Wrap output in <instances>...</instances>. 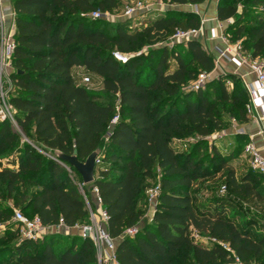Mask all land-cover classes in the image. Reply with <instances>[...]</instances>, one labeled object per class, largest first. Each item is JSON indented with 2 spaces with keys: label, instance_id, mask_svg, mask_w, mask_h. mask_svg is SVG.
<instances>
[{
  "label": "trees",
  "instance_id": "obj_1",
  "mask_svg": "<svg viewBox=\"0 0 264 264\" xmlns=\"http://www.w3.org/2000/svg\"><path fill=\"white\" fill-rule=\"evenodd\" d=\"M11 2L16 31L8 101L27 138L50 156L32 143L21 145L10 120L0 122V264H99L90 238L76 234L64 248L61 234L22 239L13 220L18 209L47 225L88 223L90 212L75 177L91 205L92 184H83L56 153L85 161L96 150L102 163L93 184L117 240L119 264H236L237 259L264 264L263 175L252 170L238 178L216 150L211 158L202 155L205 137L229 126L227 114L239 123L249 121L243 80L235 74L214 77L206 84L219 91L214 98L203 88L184 92L201 72L215 69L213 54L198 39L154 47L178 28L199 27V15L168 10L139 27L126 18L110 33L100 28L102 18L90 15L114 11L122 0ZM240 3L241 10L233 0H219L217 17L231 21L226 34L232 42L240 41L252 59L264 58V0ZM115 52L127 61L117 60ZM76 66L100 77L103 88L78 85ZM191 136L198 141L181 153L178 141ZM3 153H12L13 160H3ZM157 182L161 192L149 221L146 192ZM137 225L136 235L124 233Z\"/></svg>",
  "mask_w": 264,
  "mask_h": 264
},
{
  "label": "built area",
  "instance_id": "obj_2",
  "mask_svg": "<svg viewBox=\"0 0 264 264\" xmlns=\"http://www.w3.org/2000/svg\"><path fill=\"white\" fill-rule=\"evenodd\" d=\"M144 10H146V6L142 2H138L133 6H127L124 10L125 18H135L137 15H140ZM3 9L0 7V28L4 26V16ZM110 12L102 13L101 11H94L91 13V17L94 19L106 18L109 16ZM204 22L201 21V25L199 27H193L188 29L178 28L173 36L170 37L174 43L180 42H188L189 40L198 38L204 29ZM143 23L138 22L136 26L139 27ZM223 38H229V36L225 33L221 34ZM15 49V41L14 39L10 40V36L6 39H1L0 41V74L5 75L6 68L12 64V56ZM114 57L121 61L126 62L128 56L120 54L118 52L114 53ZM220 58H227L236 62L239 65L246 63L247 57L244 54V49L240 41L235 42L233 50L229 52V50H223L220 53ZM252 71L255 75V80L250 82L247 85V90L249 93V102L247 104V113L248 115L255 117V110L259 109L262 111L261 116L255 117L261 127L260 133L264 135V62H260L255 60L251 64ZM214 78L212 72H201L196 81H194L191 85L194 90H200L206 86V84ZM83 83L92 82L91 76H84L82 78ZM1 83V79H0ZM229 84H232L229 82ZM10 120L13 124L16 123L14 117V109L10 105L8 101V95L4 91H0V122ZM119 120V115H116L112 124L115 125ZM245 153L247 154L251 166L254 170L259 172L264 176V154L259 150V148L254 143L253 139L246 143L244 148ZM102 157L99 156L96 161V166L101 165ZM96 195L97 202L102 206L101 197L99 196L98 187L95 184H92L91 188ZM83 190V189H82ZM226 191V185H222L220 188V192L224 193ZM161 192L160 183L157 182L155 185L151 186L147 190V203L148 210L153 213L156 211V207L158 204V199ZM88 208L90 209V221L88 223L76 225L72 228L79 230V234H81L85 238H90L95 246L99 264H119L117 258V240L113 238L108 231V213L103 208V206L99 209L98 212H95L90 204L89 199L87 198L84 190L82 191ZM14 222L16 223V228L19 231V234L22 239L34 240L37 241L42 239L45 235L53 232L58 229L60 226H64L66 229H70L71 227L66 226L62 221L58 225H47L44 224L41 218L36 215L33 217H29L25 215L21 210H15V214L13 217ZM3 226V225H2ZM4 227V226H3ZM140 230V226H134L127 228L125 230V234L128 236H134ZM236 264H256V263H244L237 259Z\"/></svg>",
  "mask_w": 264,
  "mask_h": 264
},
{
  "label": "crops",
  "instance_id": "obj_3",
  "mask_svg": "<svg viewBox=\"0 0 264 264\" xmlns=\"http://www.w3.org/2000/svg\"><path fill=\"white\" fill-rule=\"evenodd\" d=\"M218 3L219 0H205L203 3L200 4H169L161 2L160 0L155 3V6L153 8H150L149 10H144L140 15H137L135 20H132V22H142L145 23L146 20H154L157 17L163 15L168 10H178L183 12H194L199 15L201 18V21L204 22V29L202 34L196 38L198 39L204 48L211 52L215 59V69L212 71V74L214 77L219 76L221 74H235L238 77H240L244 85L247 88V85L250 82H253L255 80V75L252 71L251 64L253 61L258 60L260 62L261 58L252 59L251 56L248 54V52L244 51V54L247 57V62L239 65L236 62L229 60L227 58H220V53L223 50H229L231 52L233 50L235 42H232L230 37L229 38H223L222 33L226 34V28L231 21H220L217 17L218 15ZM0 7L3 9V16H4V26L0 28V41L1 39H6L8 36H10V40L14 39V34L16 31V25H15V13L13 11L12 2L11 0H0ZM156 11L151 15V11ZM125 18V17H124ZM126 19V18H125ZM166 46V45H165ZM168 46V45H167ZM170 47V46H169ZM175 68V65H173L172 69ZM14 68L12 64L6 68V77L8 79V82L10 85H13V82L10 78L11 73L13 72ZM73 75L77 81L78 85H84L82 84V78L84 76L89 75L87 73V69L83 66H76L73 69ZM92 80H95L93 77H91ZM97 81L99 82L100 86L97 89L103 88V81L100 77H96ZM232 86V84H229ZM262 111L257 109L255 110V117L261 116ZM254 116L249 115V121L245 123H239L237 122L235 124L236 132L232 135H236L235 137H231V141L228 143V146H231L232 149H237L239 143L241 140L245 141V143L249 142L251 138L253 139L256 146L259 148V150L264 154V135L260 133L261 127L258 122V120ZM233 138V139H232ZM238 138V139H237ZM225 139H220L216 142L218 146H222L226 142ZM245 153V151H244ZM247 156V154L245 153ZM248 157V156H247ZM234 161L237 163L241 161V159L235 158ZM250 161V160H249ZM246 172H243L241 174L238 173L236 170V174L238 178H241L245 175ZM92 188V185L90 186V189ZM91 201H92V208L95 212H98L99 209L102 207L96 200V195L94 194L93 190L91 189ZM147 193V192H146ZM153 212L148 210L146 211L145 218L149 221H152ZM143 223L140 224V226ZM60 231H75L77 234H79V230L75 228L66 229L64 226L58 227Z\"/></svg>",
  "mask_w": 264,
  "mask_h": 264
},
{
  "label": "rangeland",
  "instance_id": "obj_4",
  "mask_svg": "<svg viewBox=\"0 0 264 264\" xmlns=\"http://www.w3.org/2000/svg\"><path fill=\"white\" fill-rule=\"evenodd\" d=\"M159 0H122V4L121 7L111 11L109 16H107L106 18H102L101 22L99 23L100 28L102 29H106L108 32L110 33H114L113 28L121 21L125 20L124 18V10L127 6H133L135 4H137L138 2H142L145 6H146V10H149L150 8H153V6H155V3H157ZM161 2H164L162 0H160ZM234 3H236L239 7V9H242V4L240 3V0H233ZM167 3V2H164ZM156 11H151V15L153 13H155ZM137 17L132 18V20H135ZM93 20V18H91ZM134 27L136 26V22L132 23ZM175 44V43H174ZM173 42L171 40H169L168 42L165 43H160L158 45H155L154 47L157 46H173L174 45ZM148 48H146L145 50L147 51ZM261 61H264V58H261ZM149 62L148 59H146L144 61V64H147ZM148 65H150V63H148ZM95 80H92V82L90 83H82L87 87H91V88H95L97 89L100 84L97 81L96 77H93ZM0 79H1V83H0V91H4L6 93H8V91L10 90L11 86L10 83L8 82V79L6 77V75H1L0 74ZM228 87L231 89V86L228 84ZM204 91H206V93L210 96V98H214V96L219 94V91H213V89L206 85L205 88H203ZM184 92H192V91H196L192 88V85L189 84L187 86H185L183 88ZM112 99L110 98H103V102H108L111 101ZM115 102H117L116 100H114ZM231 109V106H227V110L229 111ZM229 113V112H227ZM226 118L229 120V126L226 129H223L221 131H216L214 133H212L211 135L205 137V141H206V146L204 148V151L202 153V155H204V158H211L214 155L215 150L217 152H219L221 155L225 156L226 158L229 159V165L232 166L233 168H235L239 174L243 173V172H247V171H256L253 169V167L251 166V163L249 161V158L245 155L244 153V147H245V141L241 140L237 149H232L231 146H228V143L231 141V137H235L234 135H232V133L234 134L236 132V128L234 127L235 124L238 122L235 118L229 116V114H227ZM17 131L20 133V135L22 136V140H21V145H23L24 142H29L32 143V141H30L27 136L25 135V133L23 132V130L21 129V127L17 124L14 123ZM105 138H108V134H106ZM225 139L224 140L226 143L223 144L222 146H218L216 144L217 141H219L220 139ZM199 137L197 136H191L185 139H181L180 141H178V147H179V151L181 153H186L188 151H190L193 147V145L198 141ZM233 139V138H232ZM238 139V138H237ZM35 146V148L47 155L50 156V152L46 151L44 148H42L41 146L37 145V144H33ZM240 158L241 161H239L238 163L236 161H234L235 158ZM1 158L5 161H9V160H13V155L11 154H1ZM257 172V171H256ZM75 177V176H74ZM76 182H78L80 185V191L82 192L83 190V186L81 185V183L79 182V179L77 177H75ZM262 180L264 181V176L262 178ZM32 187L37 188L35 186L32 185ZM216 187H218L216 185ZM219 188V187H218ZM87 190H89L90 195H91V189L90 186L87 188ZM198 192H201L200 190H198ZM220 192V189H219ZM88 207V206H87ZM88 210H90L88 208ZM4 232V228L2 225H0V234H3ZM54 234H61L60 236L63 237L61 238V246L62 248H64L65 246L69 245L71 241H73V237L77 234L75 231H60L59 229L54 230L53 232ZM49 233V234H51ZM98 259V256H97ZM99 262V260H98Z\"/></svg>",
  "mask_w": 264,
  "mask_h": 264
},
{
  "label": "water",
  "instance_id": "obj_5",
  "mask_svg": "<svg viewBox=\"0 0 264 264\" xmlns=\"http://www.w3.org/2000/svg\"><path fill=\"white\" fill-rule=\"evenodd\" d=\"M58 156V161L65 167L68 164L75 168L76 171L81 175L83 184H93L96 181V161L100 156V150L92 152L85 161H81L76 154L69 155L63 153H56ZM69 168V167H68Z\"/></svg>",
  "mask_w": 264,
  "mask_h": 264
}]
</instances>
